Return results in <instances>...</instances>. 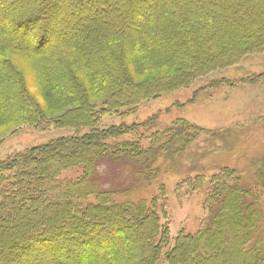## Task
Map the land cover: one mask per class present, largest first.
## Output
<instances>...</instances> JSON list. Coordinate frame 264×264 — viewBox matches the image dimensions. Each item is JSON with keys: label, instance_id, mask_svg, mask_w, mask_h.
<instances>
[{"label": "trees", "instance_id": "1", "mask_svg": "<svg viewBox=\"0 0 264 264\" xmlns=\"http://www.w3.org/2000/svg\"><path fill=\"white\" fill-rule=\"evenodd\" d=\"M147 1L0 0V127L86 130L0 162V264H22L32 253L53 256L54 264L61 252L59 264H264V157L254 163L249 184L229 167L186 178L188 188L203 190L207 217L165 252L168 226L159 198L114 199L157 177L158 161L173 160L209 130L178 121L142 135L148 122L101 126L102 116L133 110L264 52V0ZM14 58L27 62L43 110L63 111L60 117L46 120ZM153 70L165 76L131 79ZM88 97L102 100L93 105ZM124 136L132 138L118 141ZM104 161L130 168L128 186L101 182ZM76 167L82 169L77 179L60 180ZM128 231L133 237L123 246L119 233Z\"/></svg>", "mask_w": 264, "mask_h": 264}, {"label": "rangeland", "instance_id": "2", "mask_svg": "<svg viewBox=\"0 0 264 264\" xmlns=\"http://www.w3.org/2000/svg\"><path fill=\"white\" fill-rule=\"evenodd\" d=\"M148 0L146 5L153 4ZM105 12V11H104ZM89 15V13H86ZM82 17V15L79 14ZM65 17V15L63 16ZM66 31V30H65ZM74 35L73 30H67ZM66 33V32H65ZM28 40V35L24 37ZM17 70L22 74L24 83L33 102L43 110L45 100L37 89L34 76L30 73L27 62L14 58ZM131 67L126 65L129 76ZM164 73L153 70L143 77H132L140 83L145 78H160ZM101 97H88V101L97 105ZM46 120L60 117L63 111H45ZM184 121L209 130L208 135L198 136L187 149L169 162L158 161L155 167L159 170L157 177L135 186L123 195H116V201L125 198L136 201H149L157 196L162 203L161 222L168 226V243L163 252L173 245V240L180 233H194L207 217L203 206V190H191L184 183L186 178L209 176L223 167L235 169L241 174L246 184L254 182V163L264 157V52L243 57L235 65L216 70L207 76L194 81L186 88L149 98L139 103L135 109L122 114H106L101 117V126L139 124L148 122L140 128L139 134L149 135L152 132L167 129L175 122ZM86 130L75 133L68 128H57L53 125H27L24 123L9 124L0 127V162L11 159L29 148L41 146L69 134L81 135ZM124 136L120 140H128ZM148 140L140 141L141 147L148 146ZM104 175L101 182L105 186L117 187L131 181L129 167L111 164L104 161L100 165ZM82 173L81 167L64 171L60 180H75ZM93 201V198H89ZM261 209L264 215V189L262 190ZM123 246L127 245L133 235L119 233ZM22 261V264H53V256L48 262L40 255ZM65 253L55 259H63ZM93 258H96L95 256ZM91 258V259H93ZM58 262L54 264H59ZM156 264H165L160 259Z\"/></svg>", "mask_w": 264, "mask_h": 264}]
</instances>
